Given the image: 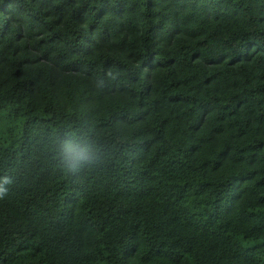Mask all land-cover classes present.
<instances>
[{
	"label": "trees",
	"instance_id": "trees-1",
	"mask_svg": "<svg viewBox=\"0 0 264 264\" xmlns=\"http://www.w3.org/2000/svg\"><path fill=\"white\" fill-rule=\"evenodd\" d=\"M0 187V264H264V0H0Z\"/></svg>",
	"mask_w": 264,
	"mask_h": 264
},
{
	"label": "clouds",
	"instance_id": "clouds-1",
	"mask_svg": "<svg viewBox=\"0 0 264 264\" xmlns=\"http://www.w3.org/2000/svg\"><path fill=\"white\" fill-rule=\"evenodd\" d=\"M111 74V73H109ZM74 160H83V159H87V157L83 156L82 154H75L74 157H73ZM76 167L75 163L71 165V168L74 170ZM4 183H11L10 180H8L7 178L5 179ZM6 189L5 188H2L0 187V195H3V194H6Z\"/></svg>",
	"mask_w": 264,
	"mask_h": 264
}]
</instances>
